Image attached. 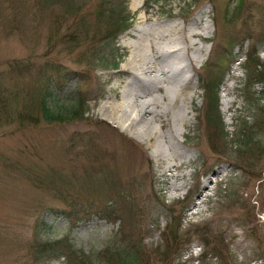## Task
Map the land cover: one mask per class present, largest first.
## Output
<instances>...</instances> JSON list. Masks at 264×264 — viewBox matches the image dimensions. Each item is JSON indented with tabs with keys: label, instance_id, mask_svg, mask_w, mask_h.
I'll use <instances>...</instances> for the list:
<instances>
[{
	"label": "rangeland",
	"instance_id": "374dc122",
	"mask_svg": "<svg viewBox=\"0 0 264 264\" xmlns=\"http://www.w3.org/2000/svg\"><path fill=\"white\" fill-rule=\"evenodd\" d=\"M72 1L88 8L87 17L79 13L87 25L100 0ZM116 2L120 6L121 0ZM125 4L129 29L116 39L113 51L103 47L95 55L102 46L99 35L92 37L90 31L89 40L76 46L69 29L76 17L64 11L63 1L0 0V264H71L66 244L94 264H121L114 253L104 255L115 249L136 251L140 264H264V152L258 154L255 146L239 151L235 141L243 129H251L253 141L264 146V128H257L264 80L247 82L250 73L243 64L244 52L255 48L264 65V40H258L264 31V0H247L230 22L225 17L235 0H142L136 10L131 0ZM171 23L185 33L194 24L199 35L186 41L203 52L186 71V121L177 136L182 157L178 169L167 171L152 147L108 122L99 108L122 101L126 80L132 82L123 66L134 52L136 29ZM229 33L249 39L242 51L235 46L237 61L208 71L216 62L208 41L218 43ZM198 37L208 38L200 43ZM185 53L192 57L191 48ZM9 61L20 63L18 72L9 69ZM57 65L75 73L63 88L47 84V106L63 115L82 93L87 108L80 120L42 117L46 78L40 70ZM221 71L228 73L217 93L224 140L206 123L201 89L203 79ZM226 77L233 78L234 89ZM178 174L181 179L175 180L172 175ZM173 181L180 186L177 191ZM111 200L118 204L120 223L95 214ZM73 204L79 215L89 208L92 215L67 219L60 210L70 211ZM54 241H62L56 254H37L36 243Z\"/></svg>",
	"mask_w": 264,
	"mask_h": 264
},
{
	"label": "bare ground",
	"instance_id": "6f19581e",
	"mask_svg": "<svg viewBox=\"0 0 264 264\" xmlns=\"http://www.w3.org/2000/svg\"><path fill=\"white\" fill-rule=\"evenodd\" d=\"M141 2L131 0V7L134 10L141 8ZM193 25L187 33L177 23L136 29L134 52L123 66V71L131 77L132 82L126 80L122 101L102 104L99 108L100 114L108 122L152 147L155 155L163 160L167 171L178 169L176 161L182 157V151L177 147V136L183 133L182 126L186 121V99L183 93L189 82L186 71L193 61L201 60L202 47L195 46L194 41H186L199 35L192 28ZM179 40L186 44L180 46ZM189 48L192 49L190 58L185 55ZM168 84L177 87V91L170 90ZM156 91L161 94H155ZM164 127L166 130H161ZM172 177L181 179V174ZM177 185L175 181L171 183L173 188ZM207 187L206 182L203 190Z\"/></svg>",
	"mask_w": 264,
	"mask_h": 264
},
{
	"label": "trees",
	"instance_id": "16d2710c",
	"mask_svg": "<svg viewBox=\"0 0 264 264\" xmlns=\"http://www.w3.org/2000/svg\"><path fill=\"white\" fill-rule=\"evenodd\" d=\"M48 1L49 0H42L43 3H46ZM57 1H63L65 7L64 11L69 15L71 14L72 16L76 17V20H74L69 26V29L74 32L73 38L77 42L76 46H78L79 43L83 41V39L87 38V40H89L88 35L90 31H92V37L99 35L102 46H99L97 48L95 55L101 52L103 47H109L113 51L115 49L114 44L118 36L130 27V17L129 14L125 12L126 0H121L120 6H118V3L116 2L117 0H115L116 5L113 4V0H100V3L95 6V9L89 13L91 19L87 25L79 20V13L84 17H87L88 8H85L83 4L74 6L76 4L72 0ZM246 2L247 0H235L232 11H230V13H228V17L225 18H227L229 22L232 21L240 14L241 10L245 9L244 6ZM247 39H249V36H247L246 34L238 35L235 33H229L227 36L223 37L220 42H212V54L214 55V59L216 62L208 65V71L212 72L213 67L220 66L221 64H224L226 62L229 63L235 61V46H239V50L242 51L243 43ZM258 40H264L263 30ZM67 42L72 43L74 41L68 40ZM112 58L114 60L117 58V56L112 54ZM96 59L99 58L96 57ZM7 65L11 71H19L20 63L16 61H9ZM116 65L117 63L115 62L114 66ZM60 67L61 65H57L54 70H52V68H48L46 71L44 70V68L40 70V72L43 73V77L45 76L46 78V87L45 89H43L40 101V111L42 113V117L44 118V120H80L87 108L86 98L82 93L79 94V96L74 100L73 104H71L66 109L63 115L57 116L56 113L47 106L46 98L47 96H49V94H51L47 89V84L53 83V85L56 84L59 88H63L65 85L64 81L70 78L75 73L74 71H69L71 69L65 70V67L62 66L64 68L63 71ZM104 67L108 68L107 65H104ZM244 67L250 73L248 75V82H251V85H256L260 83V81L264 80V65L259 61L257 50L255 48H249L244 52ZM223 75L224 71H221V73L217 77H212L210 80L203 79L202 87L205 91V97L207 100V109L205 113L206 123L209 129L217 131V138L224 140V138L227 136V133H223V125L221 123L222 121L219 115L216 95ZM86 79L87 77L80 78L79 81L83 82L82 80ZM257 109L260 113L259 125L257 126V128L261 130V128H264V105L258 103ZM211 132L209 131L208 133L209 140H211L213 137V134ZM235 141L241 146L240 148H238L239 151L246 152L249 151L251 147L255 146V149L258 150V154L264 152V146L260 143V141L256 139L255 142L253 141L251 129H243L242 132H240V134L237 136V140ZM209 144L212 143L209 142ZM214 151H216L215 148ZM117 206V202L112 200L108 201L101 208L96 210L95 214L102 220H106L112 223H120L121 216L119 215V213H117ZM60 212H62V214L65 215L67 219L71 220L72 218H74L75 221L81 218L87 219L90 214L92 215L93 213L91 212V208H89L86 211L81 212V215H79L80 210L75 207V204L70 207V211H63L62 209L60 210ZM60 244H62V241L36 243V252L39 255L49 254V252L56 254L60 249ZM65 246L66 250L64 252L68 255H71V264H94L93 259H90L87 255L75 250L71 244H66ZM131 252L132 251L124 249H115V251L105 252L104 255L105 257L109 258L111 254L114 253V256L118 257L121 264H140V260L138 258L139 254H137L136 251L134 253ZM164 253L166 252L164 251Z\"/></svg>",
	"mask_w": 264,
	"mask_h": 264
}]
</instances>
